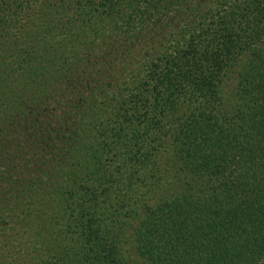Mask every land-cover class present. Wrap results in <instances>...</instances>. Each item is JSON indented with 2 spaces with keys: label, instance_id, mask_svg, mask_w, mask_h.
Segmentation results:
<instances>
[{
  "label": "trees",
  "instance_id": "obj_1",
  "mask_svg": "<svg viewBox=\"0 0 264 264\" xmlns=\"http://www.w3.org/2000/svg\"><path fill=\"white\" fill-rule=\"evenodd\" d=\"M0 264H264V0H0Z\"/></svg>",
  "mask_w": 264,
  "mask_h": 264
}]
</instances>
